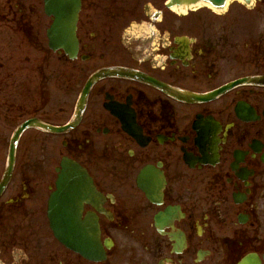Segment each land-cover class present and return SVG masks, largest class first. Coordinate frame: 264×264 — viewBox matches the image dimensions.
<instances>
[{
    "label": "flooded vegetation",
    "instance_id": "1",
    "mask_svg": "<svg viewBox=\"0 0 264 264\" xmlns=\"http://www.w3.org/2000/svg\"><path fill=\"white\" fill-rule=\"evenodd\" d=\"M79 1L70 58L45 0H0V264H264V0ZM65 163L102 260L54 234Z\"/></svg>",
    "mask_w": 264,
    "mask_h": 264
},
{
    "label": "water",
    "instance_id": "2",
    "mask_svg": "<svg viewBox=\"0 0 264 264\" xmlns=\"http://www.w3.org/2000/svg\"><path fill=\"white\" fill-rule=\"evenodd\" d=\"M227 0H169L168 7H172L173 5L181 6L184 4L187 5H196V4H209L215 9H221L224 7ZM246 3H249L250 0H243ZM46 4H48L49 12L55 16L56 24L55 31L57 41L66 48L68 51H71L74 47L75 43V23L78 15V4L79 0H46ZM113 73L110 71H103L98 73L93 77V79L89 82L88 86L98 78L103 76H109ZM117 74V73H115ZM118 75H128V74H118ZM228 89V88H226ZM223 89V90H226ZM222 90V91H223ZM182 98L193 99V100H201L204 99V96H196V95H180ZM78 122V118L68 125L67 128H71L75 126ZM19 134L15 136L13 139V143L18 139ZM11 153L13 155L14 146L11 145ZM62 176L67 178H73V180H67L63 183L59 184V187H66L68 192L77 193L78 194V168L77 167H69L67 168ZM69 202H73L75 204V198L72 200L68 199ZM75 206V205H74ZM56 236L70 249L80 252L83 256L89 259H101L100 257V248L98 245V239L96 232H78V217L75 214V208L72 212H68L65 216L62 215L60 222H56L55 226H53ZM96 244L98 245V251L96 248ZM239 264H260L255 255L249 254L245 256Z\"/></svg>",
    "mask_w": 264,
    "mask_h": 264
},
{
    "label": "rangeland",
    "instance_id": "3",
    "mask_svg": "<svg viewBox=\"0 0 264 264\" xmlns=\"http://www.w3.org/2000/svg\"><path fill=\"white\" fill-rule=\"evenodd\" d=\"M229 4H230V3H229ZM229 4H228V5H229ZM205 10H207V9H205ZM203 13H204V12H203ZM203 13H201V15H203Z\"/></svg>",
    "mask_w": 264,
    "mask_h": 264
},
{
    "label": "bare ground",
    "instance_id": "4",
    "mask_svg": "<svg viewBox=\"0 0 264 264\" xmlns=\"http://www.w3.org/2000/svg\"><path fill=\"white\" fill-rule=\"evenodd\" d=\"M228 1H230V0H228Z\"/></svg>",
    "mask_w": 264,
    "mask_h": 264
}]
</instances>
